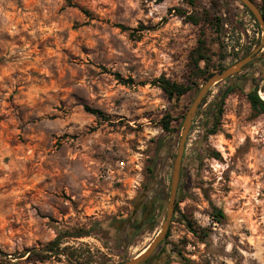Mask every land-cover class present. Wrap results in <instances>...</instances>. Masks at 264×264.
Returning a JSON list of instances; mask_svg holds the SVG:
<instances>
[{
    "label": "rangeland",
    "instance_id": "obj_1",
    "mask_svg": "<svg viewBox=\"0 0 264 264\" xmlns=\"http://www.w3.org/2000/svg\"><path fill=\"white\" fill-rule=\"evenodd\" d=\"M204 8L221 10L223 40ZM262 35L240 0H0V264H118L146 248L166 218L170 138L178 149L200 87ZM200 39L206 78L191 64ZM161 76L191 89L171 99ZM230 84L194 117L157 264H264V112L248 98L264 92V47ZM79 229L89 234L63 237V253L47 250Z\"/></svg>",
    "mask_w": 264,
    "mask_h": 264
},
{
    "label": "trees",
    "instance_id": "obj_2",
    "mask_svg": "<svg viewBox=\"0 0 264 264\" xmlns=\"http://www.w3.org/2000/svg\"><path fill=\"white\" fill-rule=\"evenodd\" d=\"M164 1V0H159ZM191 2H194V0H191ZM242 3V2H241ZM243 4V3H242ZM263 13H264V6L261 7ZM204 11L206 13V15H211L214 19V24L217 27V30L221 36V39L223 40L224 38V17L222 16V12L220 11H212L209 8H204ZM249 11V10H248ZM250 12V11H249ZM250 14L253 16V18L255 19L254 15L250 12ZM187 17L189 18L190 21L196 23L198 21V18L196 16V14H188ZM257 24L259 25V23L257 22ZM260 26V25H259ZM125 28V27H123ZM245 56V55H244ZM242 56V57H244ZM242 57H237L236 61L240 60ZM201 62L205 63V67L201 66ZM191 64H192V69H193V73L194 75H196L197 77L201 76V77H208L211 72L209 71V66L211 65V60L208 56V51H207V47H206V42L204 39H200L199 41V45L197 46V48L192 52L191 54ZM251 64V63H250ZM228 67V66H227ZM226 66H221V68H219L220 70L225 69ZM239 74V73H238ZM237 75V74H236ZM235 75V76H236ZM234 77V76H232ZM231 77V78H232ZM231 78L226 79L224 81L221 82H228V84L230 85L229 88H233V85H231ZM256 78V77H255ZM255 78H252V81L255 80ZM257 79V78H256ZM156 85H158L166 94L169 98H180L183 95H185L190 89L191 86L186 85L184 83H180L177 81H174L166 76H161L158 79H156L155 83ZM259 89L260 87L258 85H256L249 93H248V98L251 102V105L253 107V109L257 112V113H263L264 112V97L261 95V93L263 91H261L259 93ZM211 92V90L209 91V93ZM206 98L204 99L203 103L200 105V107L205 103ZM87 110H89L90 112L97 114L98 116H104V113L102 110L100 109H94L91 107H86ZM173 120V117L171 115H166L163 119V128L167 131H171L172 127H171V121ZM211 131L209 133H214L215 129H210ZM168 149H167V153L171 152V154H175V152L177 151V146L175 144L174 139L170 138V142L168 143ZM174 156V155H173ZM189 159V158H187ZM185 164H186V156L184 155V160H183V167H182V175L181 178L183 176V172L185 169ZM152 170V167L150 168ZM179 196V195H178ZM178 211V199H177V203H176V208H175V215L173 218L176 217V213ZM213 218H220L223 217V211L221 209H219L218 207H214L213 208V214H212ZM188 226L190 228L191 231L193 232H198L197 229L193 226V224L189 221L188 222ZM89 234V231L86 229H79L70 233H62L59 234L50 244H48V248L47 250H49L50 252H53L54 254H60L63 253L64 249H60V244L62 241V238L65 236H83V235H87ZM169 236V233L167 234V237ZM27 250L20 253L19 257H25L27 258ZM46 257L40 256L39 259L40 260H45Z\"/></svg>",
    "mask_w": 264,
    "mask_h": 264
},
{
    "label": "water",
    "instance_id": "obj_3",
    "mask_svg": "<svg viewBox=\"0 0 264 264\" xmlns=\"http://www.w3.org/2000/svg\"><path fill=\"white\" fill-rule=\"evenodd\" d=\"M240 1L254 15L256 21L262 27V41L253 51L242 57L240 60L236 61L235 63L229 65L228 67L219 72L213 73L200 87L197 95L192 101L184 117L181 137L179 140L178 149L173 165V173L171 178L170 192L168 196L166 218L162 225V228L158 232L154 240L146 247V249L142 253H139L136 256L122 261L118 264H141L154 253L159 243L167 237L168 231L170 229V224L172 223L173 217L175 215V208L179 195V185L182 175L184 155L188 144V137L192 128L194 117L200 105L202 104L204 98L208 95L209 91L217 83L229 79L232 76H235L236 74L242 72L252 61L258 58L260 51L264 47V13L261 10V7L255 2V0Z\"/></svg>",
    "mask_w": 264,
    "mask_h": 264
},
{
    "label": "flooded vegetation",
    "instance_id": "obj_4",
    "mask_svg": "<svg viewBox=\"0 0 264 264\" xmlns=\"http://www.w3.org/2000/svg\"><path fill=\"white\" fill-rule=\"evenodd\" d=\"M155 201L153 198H148L147 203L145 204V210L147 212H152L154 209ZM165 239L161 241L157 247V249L154 251V253L144 262L141 264H157L159 260L163 259V256L161 255V250H163ZM163 261V260H162Z\"/></svg>",
    "mask_w": 264,
    "mask_h": 264
},
{
    "label": "built area",
    "instance_id": "obj_5",
    "mask_svg": "<svg viewBox=\"0 0 264 264\" xmlns=\"http://www.w3.org/2000/svg\"><path fill=\"white\" fill-rule=\"evenodd\" d=\"M117 164H118V170L119 171H123L127 166V163L125 160H121Z\"/></svg>",
    "mask_w": 264,
    "mask_h": 264
},
{
    "label": "bare ground",
    "instance_id": "obj_6",
    "mask_svg": "<svg viewBox=\"0 0 264 264\" xmlns=\"http://www.w3.org/2000/svg\"><path fill=\"white\" fill-rule=\"evenodd\" d=\"M263 95H264V92H263ZM146 248H144L143 250L140 251V253H142ZM139 254V253H138Z\"/></svg>",
    "mask_w": 264,
    "mask_h": 264
}]
</instances>
